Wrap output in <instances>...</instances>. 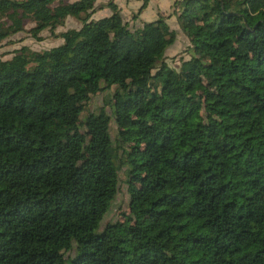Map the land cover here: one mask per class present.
<instances>
[{"label": "trees", "instance_id": "1", "mask_svg": "<svg viewBox=\"0 0 264 264\" xmlns=\"http://www.w3.org/2000/svg\"><path fill=\"white\" fill-rule=\"evenodd\" d=\"M94 1L0 0V42L80 22L0 59V264H264V0H175L177 68L166 17Z\"/></svg>", "mask_w": 264, "mask_h": 264}, {"label": "rangeland", "instance_id": "2", "mask_svg": "<svg viewBox=\"0 0 264 264\" xmlns=\"http://www.w3.org/2000/svg\"><path fill=\"white\" fill-rule=\"evenodd\" d=\"M143 4V0H141ZM140 2V3H141ZM159 3V11L166 10L167 5L169 4L167 0H158ZM150 5V4H149ZM153 10V9H152ZM173 8L169 7L168 10V22L166 23L169 30L172 32L174 37V42L172 45L167 47L163 53V60L170 68H177L180 60L187 59V47L188 41L187 39L181 34L179 31L176 21L172 16ZM136 13V12H135ZM150 11L147 10L141 16V20L145 22H150L154 20L153 17L149 18ZM153 14V13H152ZM126 16H122L123 22L127 25L129 29H135L139 26H136V22H134L131 18V14L126 13ZM65 22L61 27H58L53 33H49L48 31H42L39 33L40 40L36 41L32 39L29 34L26 32L32 24L25 21L23 24L24 31L22 33H18L2 42H0V59L7 60L11 57L12 53L19 49L20 47H25L29 51L32 52H41L43 50H47L49 48L55 47L61 43V40L57 36L58 33L63 32L68 29L77 30L80 27V22L78 20L72 19L70 17H66ZM165 19V20H166ZM104 97L103 94H98L92 97L89 102L86 104L84 111L81 113V118L84 117L87 113L94 112L98 107L102 105V98ZM106 112L109 114L108 109ZM109 135L113 140L115 126L113 122L110 120L109 122ZM117 191L114 198L111 200L109 209L106 215L103 217L102 221L100 222V229L103 228L105 224L113 223L118 221L122 218V214L127 215V193L125 188V175L123 169L118 171L117 174Z\"/></svg>", "mask_w": 264, "mask_h": 264}, {"label": "crops", "instance_id": "3", "mask_svg": "<svg viewBox=\"0 0 264 264\" xmlns=\"http://www.w3.org/2000/svg\"><path fill=\"white\" fill-rule=\"evenodd\" d=\"M174 1L175 0H167V2L169 4L167 5L166 10H160L159 11L158 10L159 9L158 8L159 7L158 0H146L144 8L142 10H140V13L137 15L136 14L137 10L142 6L141 0H95L94 4H93V10H92V13L90 15V19L97 20V19L109 16L110 11L108 8L105 7V5L108 2H111L119 10V14L121 17L126 16L125 15L126 13L131 14L132 20L137 23L136 26L140 27L142 23H146L144 20H141V16L145 13V11L149 10L150 11V13L148 14L149 18L153 17L154 20L158 16L159 17H167L168 16L167 12L169 10V7H171V5ZM66 20H69V19L65 18L64 22ZM167 22H168V20L166 19L165 23H167Z\"/></svg>", "mask_w": 264, "mask_h": 264}]
</instances>
